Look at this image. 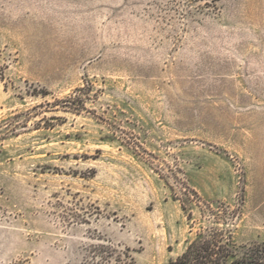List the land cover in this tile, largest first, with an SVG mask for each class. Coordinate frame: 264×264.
<instances>
[{
	"label": "rangeland",
	"instance_id": "1",
	"mask_svg": "<svg viewBox=\"0 0 264 264\" xmlns=\"http://www.w3.org/2000/svg\"><path fill=\"white\" fill-rule=\"evenodd\" d=\"M210 226L264 242V0H0V264H167Z\"/></svg>",
	"mask_w": 264,
	"mask_h": 264
},
{
	"label": "trees",
	"instance_id": "2",
	"mask_svg": "<svg viewBox=\"0 0 264 264\" xmlns=\"http://www.w3.org/2000/svg\"><path fill=\"white\" fill-rule=\"evenodd\" d=\"M190 192L199 201L196 204L201 206L199 203H202L208 216L212 217L215 223L222 221L220 222L222 225L228 224L226 219H229L228 214L231 213L227 205L220 203L214 209L211 203L202 201L194 190ZM181 207L187 211L183 202ZM234 216L235 213L230 215V219ZM187 218L192 220L191 211L187 212ZM167 264H264V242L251 241L238 245L233 241L231 229L210 226L197 232L185 250Z\"/></svg>",
	"mask_w": 264,
	"mask_h": 264
}]
</instances>
